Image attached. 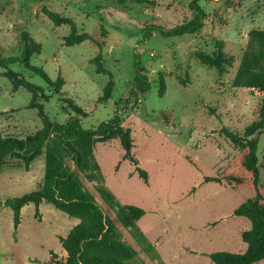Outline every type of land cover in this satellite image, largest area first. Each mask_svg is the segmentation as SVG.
<instances>
[{
	"label": "rangeland",
	"instance_id": "374dc122",
	"mask_svg": "<svg viewBox=\"0 0 264 264\" xmlns=\"http://www.w3.org/2000/svg\"><path fill=\"white\" fill-rule=\"evenodd\" d=\"M107 2L0 0L3 56H21L20 33L25 30L41 45L40 53L31 56V64L52 80L62 77L64 83L56 92L20 62L9 68L43 88L48 99L38 97L37 101L47 118L64 123L75 115L64 100L69 98L86 112L79 116L82 127L91 128L114 115L117 101L133 85L139 60L151 87L136 106L124 107L119 118L130 130L132 153L147 172V183L123 158L117 138L96 142L93 148L104 185L121 203L145 210L138 226L155 247L143 250L124 228H120L122 238L136 251L135 259L144 264H214L210 252L244 251L246 244L240 235L250 221L234 215L233 210L253 197V191L247 185L232 189L225 183H205L202 177L224 171L244 174L241 147L223 129L242 135L252 122L264 125V91L232 85L250 30H264V0H200L205 12L203 27L194 35L176 38H163L157 29L144 36L141 26L134 24L126 32L113 28L97 9ZM154 2L153 10L139 14L133 9L130 15L165 28L193 15L189 0ZM43 6L73 20L77 31L90 39L66 45L70 25L55 26ZM217 39L232 59L221 76L194 56L196 50L210 53ZM97 55L105 72L96 71ZM5 71L0 68V137L24 138L42 126V117L29 106L31 93L23 87L14 90ZM110 78L111 97L101 102L99 97ZM160 78L162 94L158 92ZM257 159L259 179L264 182V131L258 136ZM43 174L44 152L27 167L22 160L6 156L0 166V200L38 188ZM77 222L43 201L23 206L20 223L14 228L12 210L0 208V264H41L33 259L63 264L66 253L58 237ZM253 264H264V260Z\"/></svg>",
	"mask_w": 264,
	"mask_h": 264
},
{
	"label": "trees",
	"instance_id": "16d2710c",
	"mask_svg": "<svg viewBox=\"0 0 264 264\" xmlns=\"http://www.w3.org/2000/svg\"><path fill=\"white\" fill-rule=\"evenodd\" d=\"M154 6V0H108L105 5H98L97 9L113 28L126 32L131 28L130 24L140 25L144 36L157 29L163 38H176L194 35L203 27L205 12L200 0H189L188 6L193 12L192 17L170 28L154 25L148 21H138L136 17L130 15L133 9L143 14L153 10ZM42 11L55 26L70 25V31L64 37L66 45L90 39L87 33L77 31L75 23L70 18L50 11L44 6ZM20 41L23 49L19 58L3 56L0 50V68L6 70V76L14 90L23 87L31 93L29 106L38 110L42 117V126L24 138L10 135L0 137V166L4 158L10 156L22 160L27 167L32 160L44 152V174L38 188L0 200V208L6 207L12 210L14 228L20 223V210L23 206L31 203L37 206L43 201L78 219L65 236L58 237L66 253L63 264H144L135 259L136 251L124 241L120 228L128 230L143 250H154V244L138 226V221L145 214V210L135 204L121 203L104 185L93 148L96 142L117 138L123 150V158L134 165L139 178L147 183L148 174L138 166V161L132 153L133 141L130 130L119 118V112L124 107L136 106L140 97L150 89L151 80L146 70L140 61L136 60L133 85L127 96L117 101L118 108L108 120L95 127H82L79 116H85L86 112L72 99L65 98L67 106L75 115L60 123L47 118L42 103L37 101L38 97L43 101L48 99L43 88L11 70L9 65L20 62L25 69L39 74L56 92L60 90L64 80L60 76L52 80L42 68L31 64V56L40 53L41 45L27 31L20 33ZM194 56L200 64L214 68L219 76L226 72L227 66L232 61L231 56L223 50V41L218 39L214 41L210 53L196 50ZM94 62L98 73L106 71L100 63L99 55L94 58ZM232 85L264 91L263 29L250 30L248 47L232 79ZM112 90L113 80L110 78L103 87L99 101L109 99ZM163 90L164 83L160 78L159 94H162ZM223 130L232 143L241 147L240 164L244 174L224 171L216 175H203L202 182L225 183L232 189L247 185L254 196L247 198L233 210L234 215L246 217L250 221V227L243 230L240 235L241 240L246 244V249L241 252L213 251L208 257L214 264H252L264 259V182L259 179L257 164V141L258 136L264 131V125L261 122H252L245 127L242 135L227 129ZM33 261L41 264H62L52 259L44 262L36 259Z\"/></svg>",
	"mask_w": 264,
	"mask_h": 264
},
{
	"label": "crops",
	"instance_id": "0c3cea01",
	"mask_svg": "<svg viewBox=\"0 0 264 264\" xmlns=\"http://www.w3.org/2000/svg\"><path fill=\"white\" fill-rule=\"evenodd\" d=\"M261 260H264V259H261ZM261 260H259V261H261ZM258 262V261H257ZM255 263V262H254ZM253 264V263H252Z\"/></svg>",
	"mask_w": 264,
	"mask_h": 264
}]
</instances>
